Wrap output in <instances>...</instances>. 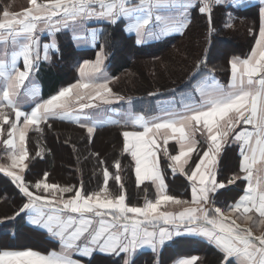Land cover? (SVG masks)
<instances>
[{"label": "snow or ice", "instance_id": "1", "mask_svg": "<svg viewBox=\"0 0 264 264\" xmlns=\"http://www.w3.org/2000/svg\"><path fill=\"white\" fill-rule=\"evenodd\" d=\"M29 2L31 8L22 14L11 13L5 8L0 19V29L12 36L23 33L26 40L20 53L23 56L22 70L15 62L10 71L4 63H0V133L4 131L2 126L7 125L8 138L3 143L11 150V163L0 166V173L7 175L25 198L15 216L29 215L30 224L35 229L46 230L51 239L58 242L60 250L42 254L30 248H2L0 264H80L74 256L91 258L95 253L115 257V264H135L139 250L145 246L156 257L155 264H161L159 256L162 249L169 241L175 242V237L178 236L204 237L217 249L219 264H264V232L253 236L250 227H242L232 218L236 216L237 219L251 221L250 214L258 213L260 223L264 225V185L257 181L254 186L252 171L258 162L257 157L264 164V4L259 11L261 23L256 46L248 58L230 60L231 81L228 86H222L214 77H210L206 87L196 89L202 96L198 104L185 102L182 104V111L163 109V122H149L138 116L132 124L139 125L143 130L133 128L122 132V152L130 155L134 162L135 184L138 187L143 185L146 193L150 186H155L157 190L154 200L146 196L143 206H129L126 203V185L122 182L119 171L122 167L119 159L103 169L102 185L91 191L83 183L79 186L49 183L46 172L31 186L24 177V171L28 169L26 161H29L25 142L30 126L38 125L60 113V119L71 120L72 113L68 111L72 103L71 97L74 95L82 101V90H89V100L98 99L104 105L125 99L113 93L107 77L97 76L101 73L103 64L102 45L95 61H84L79 65L80 82L59 90L58 94L43 103H36L30 112L21 110L17 98L22 97V87L38 67V24L47 25L53 31H59L56 25L61 18L65 21V28L69 26V20L83 23L90 18L116 24L121 16H129L138 9L146 8L147 14L137 18L125 29L135 32V43L139 45L146 26L150 24L153 8L160 7L164 0H156L155 4H146L145 0H140V4H135L133 0H120L119 3L112 4H106L104 0ZM222 4L224 0H198L196 5L187 0L182 5L183 19L179 21L177 30L186 26L192 7H198L200 14L206 15L211 25L213 7ZM231 4L240 6L241 0H231ZM54 18L55 22L50 23ZM155 19L160 21L162 17L156 16ZM43 48L47 50L48 45L44 44ZM201 65L207 67L204 60L200 61L198 68ZM97 78H102L104 82L96 83ZM84 80L92 82H83ZM79 107L82 111L98 105L82 102ZM4 109L8 111L5 112ZM77 122L81 127L87 128L91 137L96 123L88 122L87 119L81 121L79 116ZM193 122H202L203 129L206 130V135L201 133L205 139L202 144L197 145L193 139V131L199 129L186 131ZM236 125H252L253 131L237 132L229 141L228 137ZM160 130H163L164 136L162 145L153 138ZM169 138L175 143L170 145ZM229 143L239 146V161L232 175L225 174L222 167L221 153L227 151L225 145ZM177 145L178 154H172L177 153ZM193 152L196 153L195 159H192ZM36 155L40 156L41 153L37 152ZM161 157L166 158V167L173 174H185L190 182L193 206L185 207L178 214L161 211V206L168 203H189L168 194L165 174L161 169ZM189 160L192 161L191 164ZM185 165H188L187 170ZM113 167L117 170L115 173L110 172ZM16 169H19V173ZM110 179L118 185L115 194L109 190ZM245 183L248 185L246 194L239 196L234 203H220L217 206L218 197L223 195L222 190L235 185L243 191ZM32 188L36 191L31 190ZM42 193H47V196ZM65 194L71 195L65 198ZM175 264H198V258L192 256L178 259Z\"/></svg>", "mask_w": 264, "mask_h": 264}, {"label": "trees", "instance_id": "2", "mask_svg": "<svg viewBox=\"0 0 264 264\" xmlns=\"http://www.w3.org/2000/svg\"><path fill=\"white\" fill-rule=\"evenodd\" d=\"M29 4V0H0V19L5 8L11 13H19L29 8ZM259 11L258 6L245 9L215 6L212 10L213 23L210 25L207 16L200 14L196 7L183 34L145 46H138L135 37L126 34L122 22L103 25L100 43L95 50H78L70 33H60L56 36L59 50L54 54L52 63L44 64L38 73L44 87V97L55 95L73 84L77 80L78 65L85 60H94L101 51V45L108 56L112 90L131 99L135 106H146L190 91L207 75L214 74L221 82L227 83L230 60L247 58L253 48L260 25ZM219 43L232 45L225 51L220 49L224 52L221 58L215 54ZM141 60L146 62L139 66ZM201 60L205 61L206 68L203 65L198 68ZM126 129L120 125L106 126L89 137L87 128L80 125L57 119L46 121L28 135L29 161H26L28 169L24 171L26 183L31 186L46 172L49 183L60 186H79L83 183L87 190H96L102 185L103 169L119 159L122 165L119 171L126 185L128 203L140 205L147 195L143 191L144 186L135 184L133 162L129 155L122 152V132ZM4 131H7V125ZM110 133L118 135V142L115 153L108 158L105 155L106 146L114 145L108 140ZM5 150L1 144L0 156ZM37 152L41 155L37 156ZM116 171L114 167L110 168V172ZM117 189L118 185L110 179L109 190L115 194ZM31 190L35 191L34 188ZM69 195L65 194V197ZM24 202L25 198L17 186L0 173V249L30 248L47 253L57 248V243L46 232L26 222L24 214L15 216ZM181 243L186 245L173 246L171 251L178 253L185 249L188 254L204 253L202 262L219 263L218 252L205 242L187 239ZM211 256L216 258V262ZM115 260L97 256L91 264H115ZM152 260L153 257L144 255L135 264H152Z\"/></svg>", "mask_w": 264, "mask_h": 264}, {"label": "crops", "instance_id": "3", "mask_svg": "<svg viewBox=\"0 0 264 264\" xmlns=\"http://www.w3.org/2000/svg\"><path fill=\"white\" fill-rule=\"evenodd\" d=\"M104 2L106 4H112V3H119L120 0H104ZM133 2L135 4H140V0H133ZM186 2L187 0H164V3H162L160 7L153 8L150 24L146 26L145 35L142 38V43L139 44L138 46H145V45H149L152 43H157L166 38L183 34L191 22L192 11L196 8V7H192L189 10L188 21H187L186 26L179 28V30H177V28L179 27V21L183 19V17L181 16L182 5ZM37 3H46V2L37 0ZM145 3L155 4L156 0H145ZM191 3L193 5H196L198 3V0H191ZM262 4H264V0H241L240 6H235L231 4V0H224V4L222 5L245 9V8H249L255 5L261 7ZM30 8H31V5L29 4V8L27 9H30ZM23 12H19L15 14H22ZM146 14H147L146 8L144 10L138 9L137 11L131 13L129 16H121L118 19L117 23L122 22L124 26V30H125L126 28L130 27L137 18H142ZM156 16H160L162 17V19L160 21H157L155 19ZM54 22H55V18L50 23H54ZM64 23H65L64 19L61 18L60 23L56 25V27L59 28V31H53V30H50L47 25L38 24L37 31H38V36H39V47L36 49V52L38 53L39 63H38V67L34 70V72L30 74V79L26 81L25 86L22 87L21 89V92L23 93L22 97L17 98L22 111L30 112L35 107L36 103H43L44 101L48 100L49 98L53 96L52 95L49 97H44V92H43L44 87L38 77V73L44 64L49 65L52 63L54 59V54L58 52L59 46L56 40L57 35L63 32L70 33L72 35V39L75 43V46L78 50H95L97 49L100 43V36L102 34L103 25L111 24L106 20L98 19V18H90L84 21L83 23H77V22H73L69 20L67 21L69 26L66 28L63 26ZM260 23H261V18H260ZM125 32L127 35L133 36L136 39L135 32L126 31V30ZM258 39H259V30H258V35H257L256 40ZM24 43H26V40H25L23 33H20L19 35H16V36H12V35H9L5 30L0 29V63H4L9 71L11 70V66L14 62L17 65V67L21 68L22 70L23 56L20 55V53H21V49ZM44 44L48 45L47 50L43 48ZM255 46L256 45L254 43L253 48ZM103 53L104 55H103L102 70L100 74H97V76L107 77L108 85L111 88L112 77L108 70V62H107L108 57L106 56L104 51ZM96 58L94 60H85V61H95ZM79 65L77 69V80L73 84L81 81V76L79 73ZM210 77H214L215 81H217L222 86L226 87L229 85L231 81V69H230V77L227 83L221 82L218 77L212 74L207 75L204 78L200 79L194 85L192 90L180 93L173 97L160 100L156 103L149 104L139 109H137L138 107L134 105L132 100H128V99H124L122 101H113V103L110 105H104L98 99L89 100V97L87 95L89 90H82L81 95L84 97L82 101L79 100L74 95L71 97L72 103L68 109V111L72 113L71 120L60 119V114L62 113L50 119H57L63 122L80 125V123L77 122V116H79L81 121H84L87 119L88 122L96 123L97 126H96L95 131L99 128L106 127V126H113V125L124 126L127 128L126 130H133V128H138L139 130H143L142 128L139 127V125L132 124V121L135 120L136 117L138 116L143 117L146 121H149V122L153 120H155V122H163L165 118V113L163 109H169L172 111H182L183 110L182 104L185 102L198 104L202 100V96L200 92L197 91L196 89L200 86L206 87L209 82ZM83 82H92V81L84 80ZM95 82L103 83L104 80L102 78H97ZM73 84L67 87H70ZM0 95H2V93H0ZM94 95L95 94L93 93V96ZM82 102L91 103L93 105H98V107H91V108L84 109L81 111L79 105ZM0 107H2V105H0ZM4 111L7 112L8 110L4 109ZM11 118L12 116H10V119ZM46 121L41 122L38 125L29 127V130L27 132L26 142H25V147L27 150H28L27 141H28L29 132L31 130H35L39 128L40 125H42ZM112 121H118L119 123H112ZM4 126L5 125L2 126L3 129H4ZM193 129H199L198 131H193V139L197 142V145L204 143L205 142L204 135H201V133L203 132L206 135V130L203 129L202 122H200L199 124H196V122H193L190 128L186 129V131H191ZM244 130L251 132L253 131V126L252 125H243V126L236 125V127L233 129L232 133L228 137L229 141H231L232 135H234L237 132L244 131ZM171 135H172L171 130H169V137H171ZM175 135H178V134H175ZM7 138H8L7 131H3L2 133H0V145L3 144L4 148L6 149L5 150L6 154L3 152V154L0 156V166H8L11 163L9 159V156L11 155V150H9L7 146L3 143V140ZM153 138L157 140L158 144L162 145V142L164 139L163 130H160L159 132H157ZM174 143L175 141L169 138V144L171 145ZM225 147L227 151L224 153H221V156L223 157L222 167L225 171V174L232 175L233 170L236 168L238 161H239V146L238 144L229 143V144H226ZM172 154H178V145H177V153H172ZM191 155H192V159H195L196 153L193 152ZM257 161H258L257 164L254 165L252 169L253 177H254V180H253L254 186L256 185L257 181H259L261 185H264V164H261L259 162V157H257ZM191 162L192 161L189 160V164H191ZM167 163H170V162H167ZM133 166H134V162H133ZM187 167L188 165H185L186 170H187ZM226 167L228 168L227 170H226ZM161 169L165 174V182H166V185L168 186V194H173L175 198L181 199V200H187L189 202L187 205H179L180 206L179 208L174 209V210L171 209L170 211L173 212L174 214H178L179 212L183 211L185 207L193 206L191 203V189L189 186L190 182L187 181L186 175L181 174L179 172H177L176 174H173L171 170L166 167V158H163V157H161ZM15 171L19 173V169H16ZM1 174L9 178L4 173H1ZM145 183L150 184V182H145ZM142 186L143 185H141L140 187ZM247 187L248 185L247 183H245L243 185L244 190L242 191L240 188H237L235 185L228 186V188L222 190L223 195H220L218 197L217 206H219L220 203H227V204L234 203L236 200L239 199V196L246 194ZM149 189L150 190L148 191L150 193H148L147 198L154 200L157 190L155 186H150ZM126 203H128L127 196H126ZM143 203L144 201H142L140 205H132L130 203L128 204L129 206H143ZM171 205H172L171 203H168V204L162 205V207L164 208V211H168L166 210V208L170 207ZM45 211H47V209H45ZM24 215L26 218V222L30 224L29 221L31 217L26 214ZM250 215H252L251 221H247L243 218L237 219L236 216H233L232 218L236 219V222L241 224L242 227H250L253 232V236L260 235L262 232H264V227H262L263 225L260 223L261 218L259 217L258 213L250 214ZM30 225L33 226L32 224ZM40 230L46 232V230H43V229H40ZM49 238L51 239L50 236ZM187 239H193V240L205 242L210 247H213L214 248L213 250L218 252L215 246L209 244L207 240L202 236H178V237H175V242L169 241L168 245H166L165 248L162 249L161 254L159 256L161 264H175V262L178 259L191 258L192 256H196L198 258V264H205L204 262H202L204 253L188 254L185 249L178 253H174L171 251L173 246H180V245L185 246L186 244L181 243V241H186ZM51 240L57 243L58 245L57 248L52 249V250L59 251L60 248H59L58 242L53 239ZM41 253L46 254L44 252H41ZM144 255H149L153 257L152 264H155L156 257L152 253L151 249L148 248L147 246L139 250V254L136 256L135 262ZM97 256H100L103 258H115V257H109L101 253H95L91 258L87 256L76 255L74 256V259L79 261L80 264H91V262Z\"/></svg>", "mask_w": 264, "mask_h": 264}, {"label": "rangeland", "instance_id": "4", "mask_svg": "<svg viewBox=\"0 0 264 264\" xmlns=\"http://www.w3.org/2000/svg\"><path fill=\"white\" fill-rule=\"evenodd\" d=\"M30 3V2H29ZM255 6H257V5H255ZM232 7V6H231ZM259 8H260V6H258ZM220 46V47H219ZM219 46H218V48H216V50H215V54H216V56H218V57H222V56H224V52L223 51H225L226 49H227V47L228 46H232L231 45V43L230 44H227V46H226V43H225V45L224 44H221V43H219ZM234 46V45H233ZM229 48V47H228ZM220 49H222V50H220ZM253 49V48H252ZM250 54H251V52H250ZM250 54H249V56H250ZM107 56V55H106ZM248 56V57H249ZM108 57V56H107ZM240 59H245V58H240ZM146 62V60H141V61H139V66H142V65H144V63ZM78 69V68H77ZM212 75H214V74H212ZM215 76V75H214ZM112 89V88H111ZM113 91V90H112ZM113 93H115L114 91H113ZM116 94V93H115ZM119 95V94H118ZM121 96V95H120ZM125 98V97H124ZM125 99H128V100H131V99H129V98H125ZM133 102V101H132ZM147 106V105H146ZM136 107H138L137 109H139V108H141V107H144V106H136ZM49 120H51V119H49ZM49 120H47V121H49ZM41 126V125H40ZM38 129V128H37ZM111 135H110V137H109V141L112 143V144H114V145H112V146H106L107 148V153L105 154L108 158H110L112 155H113V153H115V151H116V143L118 142V135L117 134H114V133H110ZM98 144H100V143H98ZM150 190V189H149ZM36 191V190H35ZM34 191V192H35ZM149 192V191H148ZM47 193H43L42 195H45V196H47L46 195ZM146 195L148 196V194L146 193ZM150 196V195H149ZM65 198H67V197H65ZM140 204V203H139ZM180 206L179 205H171L170 207H167L166 208V210H168V211H170L171 209H177V208H179ZM161 211H164V208L161 206ZM22 240H23V238H22ZM212 258H213V261L214 262H216V258H214L213 256H211ZM210 257V258H211ZM92 264H98V263H92Z\"/></svg>", "mask_w": 264, "mask_h": 264}]
</instances>
